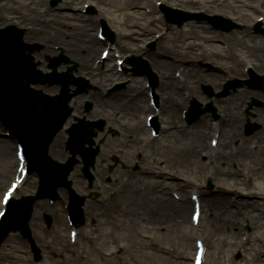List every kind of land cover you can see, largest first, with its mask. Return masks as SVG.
I'll return each instance as SVG.
<instances>
[{
	"label": "bare ground",
	"instance_id": "1",
	"mask_svg": "<svg viewBox=\"0 0 264 264\" xmlns=\"http://www.w3.org/2000/svg\"><path fill=\"white\" fill-rule=\"evenodd\" d=\"M42 0H10L11 5L9 4H0V12L6 11V14H1L0 15V21H3L5 23H10V22H15L18 26L22 27L24 26L25 28L28 29L26 33V39H33V40H39L46 43H51V42H59L60 45H62L65 49L66 52H68L71 56H78L80 54L82 55H89L92 56L96 49L100 47L102 44L98 42L94 36L91 33V27H94L95 24H93V20L89 19H84L79 13H78V7H74L72 3H74L77 0L71 1L70 3L67 4L68 8L73 9V13L71 14H54V11L50 9H44L41 11V8H43L42 5L39 3ZM94 1V0H92ZM100 1H105L106 5L110 8L113 6L116 7V9L121 11V14L115 13L114 18L112 19V23H114L117 27V34H118V43L120 46L126 50H129L130 47L127 44H124L121 42V39L124 38L127 41H136L137 39H141L140 41H145L148 37H150L153 33V28L156 27L154 25L155 20L150 19L149 23L152 27L150 26H143V28H146L147 30L140 29L142 31V34L139 38H135L136 32L133 29H130V24L129 21L134 19H146L147 14L144 12H137L135 14L129 13L126 11L128 7H131V5H134V3L138 2H145L148 4H153L154 0H100ZM254 2V0H252ZM30 3V4H29ZM163 3L165 5H172L175 4L176 6L180 5H189L192 7H200L202 9L206 8L208 5L209 10L213 9H218L222 8L224 6L225 8H230V9H236V8H242V7H247L251 9H255L252 4L247 3L245 0H163ZM92 4V2H91ZM94 5V4H92ZM62 9V8H61ZM261 10H264V0L262 2V6L260 7ZM116 10L117 12H119ZM114 11V10H113ZM52 16V18H51ZM54 17H58L54 18ZM104 18L107 19L106 13H104ZM74 21L80 20L83 23H86L85 27L84 24H76ZM141 25V23H139ZM188 28L182 30L181 32H172L170 36L168 37L169 42H178L180 43L183 41V38L190 35V34H199V37L195 38L193 36H188L186 41H190L193 39H198V43L191 44V42H187V46L183 45L177 48L178 45H173V46H167L164 49H161L157 52L159 58L155 60V63L157 66H161L162 69H169L170 71L175 69V68H180L182 69V74L184 76V79L186 81V84L182 86V90L184 93H187L188 96L187 98L189 99V96L192 97H198V92L196 93L195 89L192 87L194 82V78L198 77L196 76V73L194 72V69H192L190 66L193 61L197 59H202V60H210L212 57L215 55H219L223 58H225L227 63L224 65H219L220 69L223 71L222 74L227 76L234 75V74H244L243 69L246 67H249L252 65L253 69H258L259 71H264V47L259 46L258 44L253 45L252 40L253 38L250 37L248 34L245 36L246 38H235V42L233 43L232 49L230 50H224L221 49L220 47L217 46H212L210 45L213 43L214 38L217 36L216 32L210 31L206 26L204 25H188ZM237 34V33H236ZM234 34V35H236ZM131 44V43H129ZM183 48V51L180 50ZM134 51H138L137 48H133ZM193 51L195 54H191V51ZM196 50H199V53H196ZM248 54H251L250 57H253L255 62H250L249 59L245 56L242 55L241 51H247ZM174 54H177L179 57L175 58ZM216 63V62H215ZM84 65V64H82ZM40 68L42 66L39 65ZM117 67V65H115ZM113 71V69H111ZM91 73V71H89ZM111 73V78L109 81H114L115 79L121 78V75L119 73H114V72H109ZM99 74H96L95 76L97 77ZM186 75L189 76L190 79L186 78ZM217 76L221 77V72L216 73ZM102 79H108V76H100ZM172 77V74L170 73L166 80L168 81L164 87L169 89L170 91L167 92V97L165 98V106L166 108L170 106L169 108V114H170V119L175 122V119L177 118L176 115V109L178 106V103L181 104L180 100V93L179 90L175 86V79ZM203 81H208L207 78H202ZM144 78L142 77H136L132 80L130 83V88L132 91L137 93L133 95L134 98L131 100V107L134 108H141V105H143V95L146 97H149V91H146L145 87L143 86ZM165 83V82H164ZM194 90V93L192 94V91ZM254 95V93H249L247 91L239 90L236 94L232 96L230 99L233 101V107L232 109H229L228 111V116L230 118L229 124L226 125V133L224 135V142L225 140H230L232 141L234 135L231 132L232 129H237L239 130L240 128V123L243 121V106L245 103L246 98L251 97V95ZM186 95V94H185ZM256 97H260V94H256ZM186 97V96H185ZM191 97V98H192ZM150 98V97H149ZM261 98V97H260ZM201 101L203 99L199 98ZM186 100V98H185ZM206 101V100H205ZM145 111H150L151 107L148 105L144 106ZM132 118H124L123 121H130ZM162 121L164 122V128L168 129L169 128V122H166L164 118H162ZM204 129H209L210 126L206 125L204 126ZM208 131V130H206ZM202 134L205 136L206 132H202ZM201 136L197 132H194L193 130H188L185 128L184 130V138L187 140L188 144L192 143L193 141H197L195 139V136L197 137ZM174 136L173 134H168V137L172 138ZM203 136V137H204ZM192 137L191 139H189ZM194 137V139H193ZM200 144V149L197 151L199 154H203V152H207L208 146L205 143L204 140H201L199 142ZM223 141L219 146H223ZM230 143H226L224 145V148H229ZM190 146V145H189ZM220 146V147H221ZM184 155H186L185 151L183 152ZM215 155H219V163L221 166H229L230 161H233V155L230 154V151L222 150V152L219 153H209L208 159L211 160ZM10 160L4 161L0 165V178H5L9 174V167H10ZM215 169V167H214ZM251 171L262 177L264 176V171L261 173L255 168H251ZM257 189L260 191L264 192V183H257ZM171 187L170 184L168 183H163L161 185V188L163 190H167ZM226 186L223 185L221 191H226ZM259 191V192H260ZM256 192L254 193H244L243 195H246L248 197H256ZM264 195V194H262ZM259 195V196H262ZM136 198V197H135ZM150 202H155L152 206L154 208L148 209L145 213L146 216H148L152 220H156L157 216L160 215V212L164 210V208L168 207L171 210L172 208H180L181 213H185V211L188 208L189 201L184 200L182 203H177L169 198H162L161 196L156 193V190L153 191L151 194V197L149 198ZM157 201H163V203H159ZM137 202H139V199L137 198ZM234 204L238 207L237 212H234L232 210H228L225 208H218L215 205L210 206V211L212 214H220L222 213L224 220L228 219L230 220V225L232 229L237 228L239 225H241V220L243 218L244 212L247 209H251L252 214L256 212L257 205L259 204L258 201H253L250 199L245 198L242 196L239 200H236ZM172 207V208H171ZM170 213V212H166ZM127 216H130L128 213ZM260 217L264 219V211L261 212L259 215L251 216L252 220H259ZM247 218V217H245ZM135 234V233H134ZM132 230L127 229L124 232H120L117 234V239H113V243L119 241V243L125 241H129L130 238H132ZM148 236H144L145 239H147ZM152 241V239H151ZM235 246V243H233ZM122 247H126V245H121L119 248V252L122 254L124 253ZM18 249L17 247H12V249ZM115 247L111 248L108 250V256L110 257L115 256V253L112 254L114 251ZM132 255V254H131ZM133 256V255H132ZM134 259H137L135 256H133ZM10 258L14 259H20V256L17 254L15 256H10ZM8 262H11V260H7ZM0 264H5L3 262H0ZM225 264H230L228 261H225Z\"/></svg>",
	"mask_w": 264,
	"mask_h": 264
},
{
	"label": "rangeland",
	"instance_id": "2",
	"mask_svg": "<svg viewBox=\"0 0 264 264\" xmlns=\"http://www.w3.org/2000/svg\"><path fill=\"white\" fill-rule=\"evenodd\" d=\"M64 1H62L61 3H59V4H57V5H62V3H63ZM160 3V2H159ZM197 7H195V8H182V6L181 7H178V9H182V10H185V11H189V12H194V13H197V14H201L202 12H203V10H198V9H196ZM222 10H223V13H225V14H228V15H230V18H232L233 19V21H235V22H238V23H240V24H242V25H244L245 23H248V22H252L249 18H245L243 21H238V20H236V17H237V15H242V14H244V13H242V12H244V11H242L243 9L242 8H236V9H230V8H225L224 6H222ZM218 13H220V12H218ZM205 14H209V15H212L213 13H211V12H207V13H205ZM225 16V15H224ZM192 24L193 23H196V22H191ZM197 24V23H196ZM201 24H204V22H202ZM184 27V26H183ZM240 30H243L242 32L244 33V32H247L248 30H246L245 28H243V29H240ZM238 31V30H237ZM243 33L242 34H239L240 36H242L243 35ZM194 35H198V33H196V34H193V36ZM261 41V38L260 37H258V38H256L254 41H252V44H255V43H257L258 45H259V42ZM172 45V44H171ZM156 47H161V45H160V43L158 42L157 43V46ZM156 50V49H155ZM42 52V51H41ZM41 52L40 53H37L38 55H41V56H37L38 58H39V60H44V55L43 54H41ZM216 61H218L219 63H221L222 64V59H219V58H216L215 59ZM205 63V65L204 66H207V65H209V67L211 66V68H214V64L212 63V61L211 60H208V61H204ZM205 68L206 67H204L203 68V70L200 72L199 70H197L198 72H199V74L201 75V76H207L209 79H213L211 76L212 75H209V73L205 70ZM211 73H214V72H211ZM237 77H241V76H237ZM223 78H224V76H223ZM222 82V81H221ZM220 82V83H221ZM206 83V82H205ZM195 87V89H197V91L199 92V93H201V94H203V92H202V89H201V87H200V85H195L194 86ZM250 92H252V91H250ZM201 94H199V96H201ZM122 97V98H121ZM203 100H206L205 99V97L204 96H202L201 97ZM119 100H118V102H120V101H122L124 98H123V96H120L119 98H118ZM213 102H214V105L215 106H218L219 108H221V105H222V98H218L217 99V101L216 100H213ZM114 106V110L116 109V110H120V107H122V105H120V103L119 104H114L113 105ZM264 111V110H263ZM125 116V115H124ZM253 118V117H252ZM256 118V120L257 121H259V122H261L262 123V125L264 126V114H263V116H262V118H260L259 117V115L256 113V115L254 116V119ZM193 130L195 131V132H197L198 131V129H196V127L194 128L193 127ZM242 133H243V131L241 130L239 133H238V135H237V137H236V139H235V142H237V141H241V139H240V137H241V135H242ZM259 137H262V138H264V129L259 133ZM64 137H62V139H63ZM195 139L197 140V141H201V140H205V142L208 144L209 143V139H208V136L206 135L204 138H201V136H195ZM233 141V140H232ZM10 143V144H9ZM117 143V142H116ZM193 143H195V142H193ZM12 143L9 141V140H7V139H3V138H0V165L4 162V161H6V160H10V156L12 155V156H14V153H15V148H13V145H11ZM262 144H263V140H262ZM251 147H249V149H250ZM242 153V152H241ZM261 153V154H260ZM258 157H260V158H262L263 159V163H264V148L262 147V152H259V156ZM190 158V157H189ZM246 158V157H245ZM183 161H184V157H183ZM264 166V165H263ZM13 172H14V170H13V168H12V171L9 169V176L11 175L12 176V174H13ZM118 175H119V178H118ZM185 175H187V174H185ZM9 176H7L6 178H0V195H1V192H2V190H3V187H4V185H5V183L7 182V181H9ZM117 178L119 179V181H121V184H123L124 185V187H128V186H130L131 185V180H132V178H133V175H132V173L130 172V171H127V172H125V171H123V169H118V171H117ZM143 184H145V185H150L149 184V182L146 180V181H144L143 182ZM214 187H216V184H214ZM30 189V188H29ZM27 191H28V188H27V190L24 192V193H27ZM120 198L121 199H123L124 198V196H123V193H121L120 194ZM45 209V208H44ZM48 211H50V208L48 207ZM189 214H190V211H189V213H188V215H187V219L185 220V222H184V217L182 216V215H179V216H177V219H176V221H174V222H170L169 220H168V217L167 218H165V224H163V225H165V227L167 226V234H162L161 236H160V240H158V244H165V245H168V246H170V247H172V248H176L177 249V251H185V249H184V229H186L187 228V223H188V219H189ZM62 218V220L61 219H59V217H58V220H59V223L60 224H64L65 225V227H66V223H65V220H64V216H61ZM41 219H42V217L40 216V219H38L37 220V222H36V224L37 225H35V229L37 228V231L43 236V240H42V245H43V249L45 250V253H46V255L48 256V260H49V262L51 263V264H67V258H63L62 256H60L58 253L59 252H61V247H60V245L62 244V243H65V242H67L68 241V229H67V227H66V232H65V236L62 238V236H59L58 235V230H57V234L56 233H53L52 232V235H54V238H52V237H48V236H46V235H44L43 234V232H44V227H43V225H42V222H41ZM120 219H122V218H120ZM175 226H174V225ZM141 225V224H140ZM140 225H137L136 227L138 228V230H140V231H143L144 230V228H142V227H139ZM164 227V228H165ZM121 227H119V232H121ZM91 232V233H90ZM227 233H228V231L227 230H225V228H220L219 229V234L217 233L216 235H217V237L219 238V241H220V244L222 245V254L225 256L226 254H228L230 251H231V255H232V253L233 252H236L237 253V256L235 257V260H234V262L232 263V264H235V262L237 263V262H239L240 260L239 259H241V257H243L244 258V252L243 253H241V251L239 250V251H237V250H233V248L232 247H230V245H228L227 243H225V238L227 237ZM89 234L91 235V237H95V234H97V227H94L93 229H90L89 230ZM161 234V233H160ZM159 234V235H160ZM171 237V238H170ZM239 240V239H238ZM9 242V241H8ZM11 243V242H10ZM239 243V242H238ZM23 244H24V242H23V240L20 238H17V242H14L13 241V244H12V246H15V247H18L19 245H21L22 247H23ZM10 245V244H9ZM7 248V247H6ZM9 248V247H8ZM19 249L21 248V247H18ZM57 251L58 253H57V255L59 256V257H53V256H51V253H52V251ZM9 252H10V250H9ZM241 254H243V255H241ZM24 255V254H23ZM69 255V254H68ZM61 257V258H60ZM234 259V258H233ZM3 263H5V262H3ZM6 264V263H5ZM155 264H174L171 260H169L168 261V258H166V257H164L163 259H159V258H157V260L155 261ZM250 264H252V263H250Z\"/></svg>",
	"mask_w": 264,
	"mask_h": 264
},
{
	"label": "snow or ice",
	"instance_id": "3",
	"mask_svg": "<svg viewBox=\"0 0 264 264\" xmlns=\"http://www.w3.org/2000/svg\"><path fill=\"white\" fill-rule=\"evenodd\" d=\"M12 191H14V189H13ZM12 191H9V192H7V193L5 194V198H4V203H5V204H7L8 201L11 199V197H12Z\"/></svg>",
	"mask_w": 264,
	"mask_h": 264
}]
</instances>
